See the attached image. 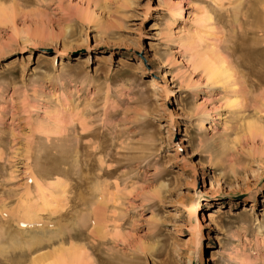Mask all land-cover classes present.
Returning a JSON list of instances; mask_svg holds the SVG:
<instances>
[{
  "label": "rangeland",
  "instance_id": "obj_1",
  "mask_svg": "<svg viewBox=\"0 0 264 264\" xmlns=\"http://www.w3.org/2000/svg\"><path fill=\"white\" fill-rule=\"evenodd\" d=\"M249 2L0 0V264H264Z\"/></svg>",
  "mask_w": 264,
  "mask_h": 264
},
{
  "label": "bare ground",
  "instance_id": "obj_2",
  "mask_svg": "<svg viewBox=\"0 0 264 264\" xmlns=\"http://www.w3.org/2000/svg\"><path fill=\"white\" fill-rule=\"evenodd\" d=\"M247 1V0H246ZM250 0H248V3L250 4V2H249ZM252 10V9H251ZM248 11H246L245 13H247ZM238 16V15H237ZM237 16H236V18H237ZM245 17V16H244ZM244 17H243V19H242V23H244L246 20H244ZM238 21H239V18H238ZM245 24V23H244ZM174 25H175V23H174ZM236 25H237V23H236ZM233 54V53H232ZM85 61V60H84ZM230 68H228V67H225V62L223 61L221 64H219L218 66H216V67H213V68H209V70H210V75L212 76V77H214L215 79L217 78H220V77H222V79L224 78V79H227V81H228V79H230L233 75H232V73L230 72V70H229ZM231 73V74H230ZM202 127H203V129L205 130V129H207L206 127L207 126H205L204 124L202 125ZM202 129V130H203ZM201 130V131H202ZM72 200H73V198H72ZM77 200V199H76ZM80 201V200H79ZM5 203V202H4ZM75 204V203H74ZM81 205H84V206H87V203L86 202H83V204H81ZM96 205V204H95ZM78 208V207H77ZM67 211V210H66ZM247 211V210H246ZM90 212V211H89ZM35 217V216H34ZM208 219L209 220H213V215L212 214H210L209 213V215H208ZM60 222V221H59ZM58 222V223H59ZM29 242V241H28ZM34 244H38V241L36 242V241H33V244L32 245H34ZM31 245V246H32ZM31 246H29V247H31ZM24 247V246H23ZM33 247V246H32ZM22 249V248H21ZM46 257H48V256H46ZM66 257V256H65ZM43 258H45V256L43 257ZM50 257H48V258H46V259H49ZM55 258H56V256H55ZM63 258H64V256H63ZM65 259V258H64ZM70 260V259H69ZM55 261V262H54ZM54 261H52L54 264H59V262H61L62 260H61V258H60V256L58 257L57 256V258L56 259H54ZM64 263V262H63ZM52 264V263H51ZM61 264H62V262H61Z\"/></svg>",
  "mask_w": 264,
  "mask_h": 264
}]
</instances>
